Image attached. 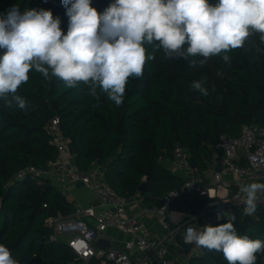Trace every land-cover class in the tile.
<instances>
[{
    "label": "trees",
    "instance_id": "trees-1",
    "mask_svg": "<svg viewBox=\"0 0 264 264\" xmlns=\"http://www.w3.org/2000/svg\"><path fill=\"white\" fill-rule=\"evenodd\" d=\"M114 2L91 0V6L103 13ZM208 2L215 5L218 0ZM13 8L21 14L33 8L51 10L67 33L69 18L61 0H0V15ZM154 55L141 79L130 78L119 107L104 95L99 100L88 95L83 83L67 88L63 81L49 82L35 70L18 89L28 108H5L0 102V244L20 264H68L75 259L64 241H50L53 228L46 221L73 215L76 205L52 180L15 178L22 168H41L56 160L58 149L46 129L48 121L59 119L81 171L99 167L118 194L129 199L140 194L150 209L162 207L168 192L182 190L185 184L186 178L164 165L173 160L177 145L188 150L196 168L206 170L221 135L238 137L243 125L264 127V44L258 33L230 52L229 62L215 56L192 68L182 59H165L162 51ZM195 80L204 81L208 96L191 88ZM143 182L148 190L140 193ZM195 198L196 191L182 192L170 210L186 214L188 221L197 214ZM227 221L238 235L264 241V208L257 206L254 216L236 210L235 219L210 225ZM177 238L187 250L194 246ZM202 249L204 255H194L187 264H228L222 253ZM256 264H264V253L257 254Z\"/></svg>",
    "mask_w": 264,
    "mask_h": 264
},
{
    "label": "clouds",
    "instance_id": "clouds-1",
    "mask_svg": "<svg viewBox=\"0 0 264 264\" xmlns=\"http://www.w3.org/2000/svg\"><path fill=\"white\" fill-rule=\"evenodd\" d=\"M61 2L69 18L66 34L51 10L21 14L13 8L0 15V102L5 108L29 107L18 89L32 70L67 88L83 83L88 95L97 100L104 95L119 107L130 78L141 79L156 52L195 68L215 56L229 62V53L255 33L264 44V0H218L215 5L208 0H115L103 13L91 0ZM191 88L209 95L203 80L193 81ZM258 193H264V183L240 187L237 198L243 194L245 215L256 212ZM184 242L222 253L228 264H256L257 254L264 253V241L238 235L230 221L189 227ZM0 264H20L3 244Z\"/></svg>",
    "mask_w": 264,
    "mask_h": 264
},
{
    "label": "built area",
    "instance_id": "built-area-1",
    "mask_svg": "<svg viewBox=\"0 0 264 264\" xmlns=\"http://www.w3.org/2000/svg\"><path fill=\"white\" fill-rule=\"evenodd\" d=\"M59 125L58 118L46 124L58 149L56 160L41 168H22L15 178L21 180L31 177L39 183L52 180L57 189L67 197L71 187L81 184L96 198V204H75L76 211L73 215H57L46 221L53 228L50 241H64L74 255L75 259L68 264H79L78 261L82 264H92L93 261L96 264H182L169 250V245L175 242L177 236L180 235L184 242L187 228L199 230L208 223L221 221V211L225 208H236L244 214L243 194L237 198L240 187L253 182L264 183V127L243 125L238 137L221 135L216 150L222 152V167L213 173L209 186H197L190 154L186 148L177 145L173 152V163L176 169L184 171L186 181L182 190L168 192L162 207L153 209L159 216L160 225L168 234L163 238L152 237L142 221L145 214L130 213V199L118 194L106 183L102 169L95 167L86 172L79 169L76 155L70 149L69 141L61 134ZM241 159L246 161V165L239 163ZM230 176L232 180L227 179ZM225 189L234 190L232 199L220 195V191ZM192 191H196L206 201L205 211L184 222L185 215L180 211L170 210V206L182 192ZM257 206L264 208V193H258ZM202 218L208 221L206 225L203 220L202 224L198 222ZM113 229L130 235V240L121 246L98 247L97 240L106 238L105 234ZM195 255H204V250L196 247Z\"/></svg>",
    "mask_w": 264,
    "mask_h": 264
},
{
    "label": "crops",
    "instance_id": "crops-1",
    "mask_svg": "<svg viewBox=\"0 0 264 264\" xmlns=\"http://www.w3.org/2000/svg\"><path fill=\"white\" fill-rule=\"evenodd\" d=\"M222 152L215 151L213 152V159L209 164V167L206 170H202L199 168L194 169V176L197 180V186H209L212 181V176L215 171H218L222 167ZM239 163L245 164L246 161L244 159L239 160ZM164 165L170 169H172L176 175L186 178L184 171L176 169L173 163V160H165ZM227 179L232 180V177H228ZM70 195L68 199L74 204H81V205H89V204H96V198L92 194V192L84 185L78 184L77 186H73L70 188ZM234 190L232 189H225L220 191V195L222 197H233ZM131 206H130V213L131 214H145L143 218V224L145 228L149 231L152 237L163 238L167 236V231L162 228L159 223V216L154 212L153 209L147 208L143 198L141 195H137L134 199H130ZM231 210L233 212V216L235 217L236 208H225L221 211L222 219H233V217H224L223 213L225 211ZM184 214V213H183ZM186 216V214H184ZM197 216V214H196ZM203 223L205 225L208 223L206 219H203ZM209 224V223H208ZM207 224V225H208ZM106 238L112 243V246H121L124 245L128 240H130V235L122 232L118 229L109 230L105 234ZM188 245V244H186ZM169 250L171 255L181 262L182 264H187L188 261L196 254V247H191V249L187 250L186 246L182 244L181 240L176 237L175 242L172 245H169Z\"/></svg>",
    "mask_w": 264,
    "mask_h": 264
},
{
    "label": "water",
    "instance_id": "water-1",
    "mask_svg": "<svg viewBox=\"0 0 264 264\" xmlns=\"http://www.w3.org/2000/svg\"><path fill=\"white\" fill-rule=\"evenodd\" d=\"M191 166L195 169L196 166L194 164V162H191ZM148 190V186L145 182H143L140 187H139V192L140 193H145ZM193 204L196 205L197 208V214L201 215L206 207V201L203 200L202 198H195L193 199ZM96 245L100 248H110L112 247V243L107 239V238H102V239H98L96 242Z\"/></svg>",
    "mask_w": 264,
    "mask_h": 264
},
{
    "label": "rangeland",
    "instance_id": "rangeland-1",
    "mask_svg": "<svg viewBox=\"0 0 264 264\" xmlns=\"http://www.w3.org/2000/svg\"><path fill=\"white\" fill-rule=\"evenodd\" d=\"M226 212L229 213L227 217H229V218L233 217V212L231 210L225 211L224 213H226ZM224 217L226 218V216H224ZM229 220H232V219H229ZM194 247H196V246L194 245Z\"/></svg>",
    "mask_w": 264,
    "mask_h": 264
}]
</instances>
